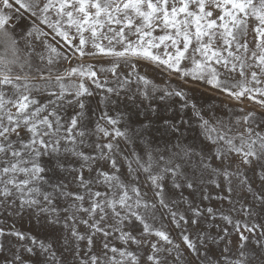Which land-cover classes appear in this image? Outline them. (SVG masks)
<instances>
[{
    "label": "snow or ice",
    "instance_id": "6c2138e0",
    "mask_svg": "<svg viewBox=\"0 0 264 264\" xmlns=\"http://www.w3.org/2000/svg\"><path fill=\"white\" fill-rule=\"evenodd\" d=\"M57 38L61 47L52 43ZM96 56L109 57L110 66L83 61ZM74 58L75 66L57 67ZM138 61L184 85L205 84L264 109V0H0V208L30 212L61 241L58 254L49 239L0 227V252L3 238L15 236L30 241L24 250L42 257L36 264H139L131 245L150 248L147 264H264V223L255 222L264 219V112L241 109L235 120L213 123L184 87L159 89L139 75ZM122 64L131 69L123 78ZM102 73H111L119 87H107ZM133 75L143 85L135 92ZM94 88L116 96L123 90L132 103L139 94L141 104L157 90L160 100L179 97L180 110L190 108L198 118L199 133L189 141L183 116H159L151 105L134 113L144 117L135 121L138 130L132 115L110 113L117 102L106 94L91 121L87 100ZM153 117L169 137L163 145L149 138ZM249 171L260 182L256 188ZM222 184L228 195L218 199L231 202L241 189L252 200L241 203L245 221L219 214L238 241L235 256L229 239L217 257V238L198 229L204 213L215 219L216 211L195 206L183 192ZM161 210L179 230L180 243L157 226ZM222 231L219 240L228 234ZM97 234L103 237L99 254L93 251ZM3 264L31 261L14 254Z\"/></svg>",
    "mask_w": 264,
    "mask_h": 264
},
{
    "label": "rangeland",
    "instance_id": "374dc122",
    "mask_svg": "<svg viewBox=\"0 0 264 264\" xmlns=\"http://www.w3.org/2000/svg\"><path fill=\"white\" fill-rule=\"evenodd\" d=\"M218 14V13H217ZM41 27H43L41 25ZM47 31V29H45ZM249 47L253 48L254 43L252 42V35L251 29L249 31ZM57 41H52V43L56 44L57 47H61V44ZM105 44L107 41L104 42ZM119 48V45H117ZM250 55V54H249ZM83 61L85 63H92L97 66V68L109 67L110 66V58L104 56H96V57H84ZM77 59H72L71 63L68 61L61 60L60 63L57 65L58 68L61 70L65 68H69L75 66L77 63ZM131 71L125 65H121V68L118 70V74L121 78L123 76L128 75ZM137 72L141 76H146L153 83L159 86V89H163L165 85H170L175 88L184 87L185 91L188 92L189 97L194 100L201 109V114L204 116L205 119L211 120L213 123L215 122L216 118H221L225 122H229V118L231 120H235L237 116L242 115L241 109L244 112L255 110L257 113L264 112V109H261L258 104L255 102L245 98L242 102H238L232 100L231 98L227 97L226 95L210 88L205 84H197L193 85L189 82L187 85H184L175 74L166 73L161 70L158 66L152 64L151 62L147 61H138L137 62ZM101 78H107L108 84L107 87L117 88L119 87V83L115 77L111 75V73H102ZM239 79V77H236ZM132 84L129 86L132 92L139 88H143L141 82L136 80V76L133 75L131 77ZM94 95L87 100L88 109L90 120L95 121L99 118L101 114V109L105 107L103 103H100L102 95L111 96L114 101L117 103H113L109 105V110L111 114H115L116 112H126L132 115V122L131 126L137 128L139 130V124L135 123L137 120H143V115L139 117L135 116L134 113L139 110L141 113L151 105L152 108L157 109L159 116H183L188 124L186 127H189L191 130L186 133L187 138L189 141L193 139L194 136L198 135L199 128H198V118H196L191 109H185L184 111L180 110L181 100L179 97H171L166 98L165 100H160L159 97L163 95L161 90H157L152 93L154 97L151 100H144L143 103H140V100L143 99L139 97L137 94L138 99L136 103H132L128 99L129 94H125L123 90L119 96H116L112 93H106L103 89H93ZM191 117V119H189ZM127 118V117H125ZM242 131L243 129H239ZM233 131H237L236 128ZM149 138L154 140L155 142L160 143L163 145V142L167 140L169 137L164 133V126L160 119L153 117V125L149 131ZM85 151H90V149L85 148ZM87 175V173H85ZM248 175L251 177V182L253 183V187L256 188L259 185V180L256 178L255 173L253 171H249ZM183 195L188 197L193 201L195 206L200 207L201 209H206L208 207H212L216 211L215 219L209 216L206 212L204 216L201 218L200 223L198 225L199 230H207V232L217 238V245L213 246V252L219 257L221 250L225 246L227 240L232 241V255L235 256L236 254V243L238 241V235L235 232L232 225L226 223L221 216L220 213L224 215H230L233 221L240 220L245 221L249 219L245 217L240 211L241 203H248L252 200V196L245 190L237 189L232 194V201L229 202L225 199H218L217 197L227 196V192L224 191L223 184L220 189H216L214 186L205 185L203 190H198L195 193H192L191 190H184ZM207 195L208 199H203V197ZM181 208H185L184 205H181ZM191 220L190 213L188 214ZM160 217H163L162 219ZM255 222L257 223H264V219H256ZM163 225L165 230L169 231L172 238L177 242L180 243V236L179 230L173 225L171 220L167 217V215L161 210L158 213V221L157 226ZM0 227H4L6 231L17 230L26 234H30L32 236H37L38 239H49L53 242L54 247L57 248L58 254L60 252V244L61 241L59 240V234L55 236H49L44 229L41 228L40 221L38 218H34L30 212H25L22 214L17 215L16 212L9 209L7 212L0 208ZM228 230L227 236H225L224 240H219L220 236H223V229ZM83 231V228L81 229ZM140 231L139 226H134V234ZM189 231L195 233L196 229L191 227V223L189 222ZM247 234V233H246ZM110 242L115 243L117 247L122 246L121 242L116 240L115 237H110ZM149 240H156L155 236L149 237ZM103 237L99 234L94 238V247L93 251L97 254L100 253L101 250V241ZM5 244V251L0 252V264H3L5 258L11 259L14 254H20L25 260H30L31 264H36V261L41 256H36L30 253H27L24 249L25 247L31 246L30 241L25 239L24 241H20L15 236H6L3 238ZM166 246V245H165ZM81 248H84V244L81 243ZM130 250L138 251L140 255L139 264H147L146 257L150 252L149 247H140L137 249V246L131 245Z\"/></svg>",
    "mask_w": 264,
    "mask_h": 264
}]
</instances>
